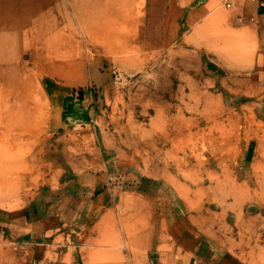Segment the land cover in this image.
<instances>
[{
  "label": "rangeland",
  "instance_id": "1",
  "mask_svg": "<svg viewBox=\"0 0 264 264\" xmlns=\"http://www.w3.org/2000/svg\"><path fill=\"white\" fill-rule=\"evenodd\" d=\"M236 1L0 0V264L43 194L77 212L57 264H264V0Z\"/></svg>",
  "mask_w": 264,
  "mask_h": 264
},
{
  "label": "crops",
  "instance_id": "2",
  "mask_svg": "<svg viewBox=\"0 0 264 264\" xmlns=\"http://www.w3.org/2000/svg\"><path fill=\"white\" fill-rule=\"evenodd\" d=\"M240 1H236L238 5L241 4ZM259 18L264 20V8H262ZM261 31H263L264 36V28ZM2 32L6 34V32ZM68 197L73 198L74 195ZM61 202L62 200L53 201L52 198L44 194L39 196L25 207L17 227L5 231L7 236H9L6 239L9 244V250H11L12 254L18 253L20 264H28L29 252L32 254L37 253L35 260L31 261V264H57L53 259L47 257L46 249L50 247L52 249L53 247L60 248L61 238L66 239L69 235L73 224L72 216L77 213L75 207ZM63 244L67 247L69 246L65 241ZM32 246H35V252L31 251L33 250L31 249ZM196 259L200 263L207 262L203 261L200 253L196 255ZM71 263L73 264L74 262L71 261Z\"/></svg>",
  "mask_w": 264,
  "mask_h": 264
}]
</instances>
